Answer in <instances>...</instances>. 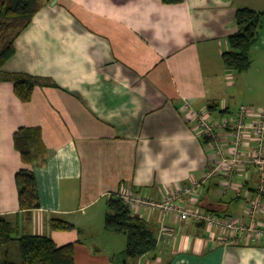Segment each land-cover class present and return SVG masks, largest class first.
Here are the masks:
<instances>
[{"label": "crops", "instance_id": "1", "mask_svg": "<svg viewBox=\"0 0 264 264\" xmlns=\"http://www.w3.org/2000/svg\"><path fill=\"white\" fill-rule=\"evenodd\" d=\"M42 3L4 65L42 82L24 102L13 81H0V214L22 232L75 242L76 264H264V236L222 244L210 227L148 206L131 207L157 228L156 248L141 256L127 258V236L105 226L113 194L133 190L159 201L205 173L213 151L183 105L215 121L238 111L224 98L233 71L223 53L238 30L237 9L262 10L264 0ZM253 50L264 53V28ZM34 126L48 152L33 166L41 207L27 214L19 205L16 173L24 164L15 133ZM256 177L244 180L247 187ZM219 181L203 187L198 205L242 213L245 197L222 193ZM56 217L75 228L54 229ZM162 222L176 227L175 239L160 237Z\"/></svg>", "mask_w": 264, "mask_h": 264}, {"label": "trees", "instance_id": "2", "mask_svg": "<svg viewBox=\"0 0 264 264\" xmlns=\"http://www.w3.org/2000/svg\"><path fill=\"white\" fill-rule=\"evenodd\" d=\"M183 1L163 0L164 3ZM42 6V0H0V81H13L17 96L24 102L32 98L35 87L42 79L26 73H7L4 65L16 52L17 36L29 26ZM236 16L238 30L228 36L229 49L224 51L223 60L229 68L243 72L252 64L251 51L264 28V9L242 6L237 9ZM217 106L210 103L211 109ZM15 145L24 164L16 173L19 205L21 210L31 214L41 207L33 166L48 152L42 128H20L15 133ZM51 226L60 230L75 228L74 223L59 217L51 219ZM105 226L108 230L127 236V258L141 256L158 244L157 228L144 217L134 214L119 194H113L108 200ZM15 239L20 243L22 259L17 262L7 258L0 264H76L75 242L58 245L49 235L22 232L6 215L0 214V245ZM124 264L129 263L124 261Z\"/></svg>", "mask_w": 264, "mask_h": 264}, {"label": "built area", "instance_id": "3", "mask_svg": "<svg viewBox=\"0 0 264 264\" xmlns=\"http://www.w3.org/2000/svg\"><path fill=\"white\" fill-rule=\"evenodd\" d=\"M183 110L212 148V160L205 173L178 186L159 201L133 190L120 192V197L130 207L148 206L165 216L174 214L181 220L208 226L212 229L210 238L222 244L259 242L264 236V107L243 104L236 113L225 114L217 121L189 101L184 103ZM253 172L257 175L256 184L247 187L244 180H249ZM214 177H220L222 193L234 190L245 197L247 206L242 213L223 216L198 205L203 187ZM159 234L161 238L175 239L177 229L162 222Z\"/></svg>", "mask_w": 264, "mask_h": 264}, {"label": "rangeland", "instance_id": "4", "mask_svg": "<svg viewBox=\"0 0 264 264\" xmlns=\"http://www.w3.org/2000/svg\"><path fill=\"white\" fill-rule=\"evenodd\" d=\"M251 57L252 64L249 69L239 72L231 68L233 75L225 78L229 79L230 84L226 85L224 98L229 100L233 109H238L243 104L251 108L264 107V53L252 49ZM7 258L17 262L22 259L18 240L0 245V263Z\"/></svg>", "mask_w": 264, "mask_h": 264}]
</instances>
